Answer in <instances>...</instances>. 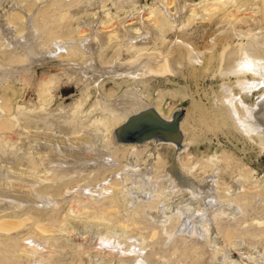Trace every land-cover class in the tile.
Here are the masks:
<instances>
[{
	"label": "rangeland",
	"instance_id": "1",
	"mask_svg": "<svg viewBox=\"0 0 264 264\" xmlns=\"http://www.w3.org/2000/svg\"><path fill=\"white\" fill-rule=\"evenodd\" d=\"M87 1L0 0V108L3 109L0 112V172L8 173L5 181L9 177L16 179V172L22 168L36 174L46 173L47 163L38 155L33 140L35 133L51 132L52 137L62 136L67 142L69 137L82 138V135L99 141L104 139L115 162V166L97 167L84 176L57 171L51 183L41 182L36 189L40 197L43 194L55 202L51 205L30 200L19 210L6 214L10 219L32 218V221L15 232L0 233V264H29L31 260L24 253L29 250L26 245L29 236L46 240L55 248L44 264H138L134 253H111L109 249L96 250L80 243L79 234L98 235L110 229L112 234L122 231L121 243L126 244L127 238L144 240L139 239L143 242L140 243L143 264H264V137L245 132L231 113L234 107L239 121L244 122L245 118V122H251L248 114L257 109L264 82L252 92H243L238 82H259L258 72L229 74L223 62L228 47L235 50L247 43L253 32L264 35V0H235L212 15L190 18L182 28L171 23L164 10H160L155 17L156 26L145 28L142 38L147 39L150 31L156 34L146 49L165 55L170 72L134 76L131 68L141 72V66H137L125 68L128 74L104 75L97 82L95 71L117 66L118 60L126 63L138 55L132 42L127 44L125 36H119L95 54H85L77 47L68 46L73 56L60 59L53 58L50 52L55 40L73 43L69 39H77L85 23L99 20L105 13L101 11L103 8L116 19L125 20L132 19L137 11L143 13L145 6L167 5L171 0H100L89 6ZM178 1L182 13L185 2L205 0ZM175 9L172 7L171 11ZM176 12L178 16L179 10ZM258 41L262 46V41ZM192 49L202 55L201 60V56L197 59L191 54ZM59 61L63 65H57ZM61 66L63 69L59 71L66 75L59 81L43 75ZM228 89L237 97L233 105L228 102ZM130 92L135 93L130 100L147 103L167 120L175 111L182 110L180 122L185 133L182 140L187 148L178 151L174 145L153 141L112 145V129L127 118L114 114L108 105ZM135 105L133 101L123 108L138 109ZM131 161L135 166L150 163L155 169L152 177L157 182V197H142L133 205L127 204V197L113 192L92 203L85 199L74 205L71 194L65 191L82 182L96 186L106 178L126 189L136 182L147 193L152 191L154 187L150 184H140L128 174ZM174 165L188 178L199 182L211 180L220 189L214 187L213 192L200 193L201 201H191L188 192L173 195L172 185L164 179L167 169ZM234 185L241 188L232 190ZM165 202L173 212L169 221L162 224L155 217L162 215ZM188 203L208 208L214 220L209 238L177 233L181 223L177 208ZM229 203L241 208L238 216L221 211ZM100 216L106 227L98 232L90 225L95 218L100 220ZM40 224L57 231L43 238L36 230ZM63 227L66 233L61 232ZM71 231L76 234L74 240L70 238ZM226 255L231 262H227Z\"/></svg>",
	"mask_w": 264,
	"mask_h": 264
},
{
	"label": "bare ground",
	"instance_id": "2",
	"mask_svg": "<svg viewBox=\"0 0 264 264\" xmlns=\"http://www.w3.org/2000/svg\"><path fill=\"white\" fill-rule=\"evenodd\" d=\"M234 1L235 0H205L204 2H194V3L185 2L184 11L181 13L179 1L171 0V2L169 1H168L169 3L167 2L168 3L167 5H164L163 3H158V5L156 4L157 6L156 5L145 6L143 13L137 11V13L132 14V19L126 18L125 20L116 19L115 15L112 14V12L103 8L101 11L105 13L102 15V17H99L100 21L99 20L90 21L87 24L85 23L84 26L82 25L80 33L78 34V36L76 35L77 39L76 38L69 39L70 41H73V43H66V41L62 42V40L60 39L55 40L54 43L55 46L53 49H51L52 51L50 52L54 56L53 58L61 59L64 56H69L70 54H72V51H69V47H68L71 46V47H77L85 54H91V53L95 54L98 51V49H100L105 44L107 45L109 41L113 40L114 38H119V36L122 37L125 36V39L127 41L126 43L131 44L132 42V45L136 47V49L139 52L138 55L135 58L127 61L126 63L118 60L117 66L110 67L108 69L103 68V69H99L98 71H95L98 76L95 78L94 80L95 82L100 80V78L103 77L104 75L115 76V75L128 74L130 72L127 71L128 69L125 68L137 67V66H141V72H138L136 68H131V72H135L134 76L143 75L148 72L149 73L154 72L155 74L168 73L170 72V64L168 58H166L165 55L161 54V52H153L152 50L149 51L146 49V47L150 45L152 38L156 37V34L153 31H150L149 33L151 34H149L150 36L147 39L142 38L143 36H145L146 33L145 28H147L149 25L156 26L155 17L157 15V12L160 10L161 11L164 10L167 19L171 23H174L182 28L183 26L189 23L190 18H198L201 14L212 15V12H216V10L221 8V6L227 5L228 3ZM99 2L100 0H89L87 1V5L88 6L95 5L98 4ZM172 7H176V9L174 11H171ZM176 10L177 11L179 10L178 16ZM101 11H99L98 13H100ZM118 25H120L119 30H118ZM139 36L141 37L140 40H139ZM259 39L262 41L261 43L262 46L257 44L259 42L258 41ZM233 49L234 48L228 47L227 48L228 53H226L227 55L224 54L223 62L225 63L224 65L226 66L225 71H227L229 74L234 72L240 73L246 71L258 72L257 73L259 75L258 78L260 79L259 82L256 81L255 83L254 82L248 83V82H243L241 80L238 82L243 92H252L257 88H259L260 84L264 82V35H259V32H253L251 37H249V41L247 43L241 44L240 46L236 47L235 50ZM191 54L194 55L195 58L197 59H199V57L201 56L200 60L202 59V55L193 49L191 50ZM56 64L63 65L60 61L59 63ZM61 69H63L62 66L58 68L57 71L49 70L43 75L56 78L57 81H59L63 76L66 75L64 74V72L59 71ZM227 93L230 94L228 102L231 103V105H233L237 97L234 96L229 89L227 90ZM134 94L135 93L133 92L126 93L123 95L122 99L114 100L111 102V105H108V107L113 110L114 114H116L117 116L122 115L125 119L127 118V120L122 125L120 126L116 125L112 129V143H113L112 145H116V143L117 144L120 143L122 145H139L143 143V142H128V143L120 142L118 140V130L122 126L127 125L128 123L134 124L136 122L141 123L145 121L166 125L165 122L173 121L175 117L174 115H176V112H178V110L175 111L172 115V118H168L167 120L166 118H164L165 116L164 117L162 116L163 114L158 109L157 111L156 108L154 107L152 108L147 103L141 100H130V98H132ZM261 97L262 99L259 101L258 103L259 105L257 106V109L253 110L252 112L250 111L248 114V116H251L250 117L251 122H245L246 121L245 118L243 120L244 122L239 121L234 107H231V113L234 115V118L238 122L240 128H242L245 132L247 133L256 132L258 136L264 137V93L262 94ZM133 101H135L136 103L135 106L139 107L138 109L136 107L134 108V110H132L130 107H127L125 109L123 108L124 106H127ZM0 112H3V109L0 108ZM181 124L182 122H180L179 125V132H166V134L163 132H158L154 134L153 138L147 139L144 142L153 141L156 144H160V143L171 144L174 145L178 151H182L187 148V143H185L184 140H182V137L185 135V133L181 128ZM165 135H167V137L169 138H166ZM33 136H34L33 140L35 141V145L37 147L38 155L43 159L44 163H47L46 173L36 174L28 169L22 168L21 171L16 172V179L13 180L12 178L9 177V179L5 181V176L8 175V173L4 174L3 172H0L1 174L0 233L6 232L7 234L10 231L11 232L14 230L17 231V229L19 230L20 227L26 225V223H28L29 221L30 222L32 221V218L30 220V218L24 217L25 219L22 218V220L19 219L17 220V219H10V217H7V215L11 211L19 210L22 204L27 203L30 200L35 202L54 204L55 201L53 198L52 199L46 198L43 194H42L43 197L42 195L40 197V194L38 193L40 191L38 190L37 192L36 189L37 186L41 184V182H45L48 184L50 181H52V179L54 178L53 174L56 175L57 171L63 174L69 172L68 175L71 174L73 176L76 175L84 176L85 172H89L91 170L93 171L97 167H109L111 165L115 166V162L112 159L113 156L112 152L108 149V145L106 144V140L104 139L102 141H99V140H94L90 136L88 137L82 135V138H80V136L69 137V142H67L65 138L62 136L54 135L52 137L51 132H44V133L41 132L38 134L35 133L33 134ZM179 138H181L180 141H178ZM56 168H60V169L57 170ZM154 171L155 169L152 167L150 163L141 166H135L134 161H131L130 165L128 166V174L132 175L137 181H139L140 184L146 186L150 184L152 187H154L152 191L148 193L145 190V188H141L136 184V182H132L131 187L129 189H126L125 186L119 187L114 182H109L108 178L104 179L103 183H100L99 185L95 184L96 186L88 185L82 182L80 184L75 185V187L73 186L69 188V190L66 189L65 191H67L69 195L71 194L72 196L71 199L74 205L76 201L83 202L85 199H88V201L91 200L92 203V201L95 200L96 198L98 199L103 195L106 194L109 195V193H113V192H115V194L120 193L122 194V196L127 197V202H128L127 204L132 203L134 205L135 201L140 200L142 197H145L146 199L149 197L151 198L156 196L157 182L152 177L154 175ZM164 180L170 185H172L171 193H173V195L188 192L190 194L191 201H199L201 199L200 193L202 194L206 192H213L215 190L214 187L220 189V186H218V184L215 185L214 183H210L211 180H205L203 182L202 181L199 182L192 178H188L186 174L182 172V169L178 168L177 165L171 166L170 168L167 169L166 177ZM213 182H215V179ZM240 188L241 186L236 187L234 185L232 190H236ZM171 198L166 197L165 199L169 200ZM58 204L60 203H57V205ZM214 204L212 201L211 206L213 207ZM221 208H223L221 209V211L231 216H238L242 211L239 206H235V204L233 203H229L227 207L222 206ZM161 209H162V215L155 217V219L157 220V222L166 224L169 221L170 218L169 216L173 211L171 206L166 204V202ZM188 212H191L192 214L188 215ZM176 213L179 215L181 220L180 226L177 229L178 231L177 233L180 234L188 233L191 235L200 236L203 239L209 238L211 234L210 226L212 225L211 223L213 219L208 214L209 213L208 208L202 207L201 205L194 206L191 203L181 204L177 208ZM102 218L103 217L101 216H100V220L99 219L97 220L95 218L96 220L94 219V221H92L90 227L91 228L96 227V230H98L99 232V229L105 226L104 220H102ZM85 224L88 223L85 222ZM36 226H37L36 230H38L40 234H42L41 236L44 235L45 237L49 235H54V233L57 231L56 230L57 228L55 230H53L52 228L51 230L49 229L51 227L46 228L44 225L41 224ZM126 227L127 226H125L124 228ZM118 228H120V225ZM107 229H110V226ZM66 230L67 229L63 227V229H61V232L64 231V233H66L67 232ZM109 231L108 232L105 231L106 233H101L98 235L97 234L94 235L92 233L93 235L89 234V236L88 235L84 236L79 234L80 243L86 246L87 248H92V249L95 248L96 250L109 249L111 253H116V252L120 254L121 252L127 254L134 253L137 256L135 257L139 259L138 264H143L144 257H142V249H141L143 245L140 247L141 245L140 243L144 241L142 238L139 237V239H141L142 241L135 238L134 239L127 238L126 240L128 241L125 240L126 242L125 244L120 242L121 240L119 238L122 236V231L120 229L119 231H121V234H119L120 232L118 234H115V232L114 234H112L111 229ZM71 232H68V234L70 235ZM125 232H127V230ZM156 232L152 237L156 236L157 234ZM74 233L75 232H72V235L70 237L71 240H74L76 238V234ZM26 240L27 242L26 241L25 242L26 245H28L27 247H29V250H26L24 253L31 260L29 264H44L48 260V258H50L55 252L54 251L55 248L52 249L47 244L48 241L46 242V240L44 241L37 240L30 236ZM127 244H130L129 247H126L128 246ZM226 254H227V250H226ZM226 256H227V262L228 263L231 262V259L228 258V255Z\"/></svg>",
	"mask_w": 264,
	"mask_h": 264
},
{
	"label": "water",
	"instance_id": "3",
	"mask_svg": "<svg viewBox=\"0 0 264 264\" xmlns=\"http://www.w3.org/2000/svg\"><path fill=\"white\" fill-rule=\"evenodd\" d=\"M183 115L184 113L182 110L176 112L174 120L165 122L166 125L149 121L141 123L136 122L134 124L128 123L118 130V140L123 143L144 142L147 139L153 138L154 134L158 132H163L165 134L166 132H179V125ZM165 137L169 138L167 135H165ZM180 140L181 138H179L178 141Z\"/></svg>",
	"mask_w": 264,
	"mask_h": 264
}]
</instances>
